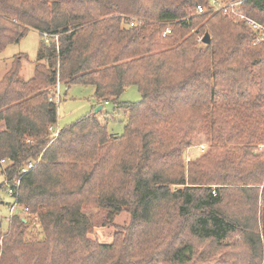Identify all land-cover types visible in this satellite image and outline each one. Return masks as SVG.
Wrapping results in <instances>:
<instances>
[{
	"label": "trees",
	"instance_id": "16d2710c",
	"mask_svg": "<svg viewBox=\"0 0 264 264\" xmlns=\"http://www.w3.org/2000/svg\"><path fill=\"white\" fill-rule=\"evenodd\" d=\"M209 4L0 0V54L31 30L41 37L33 77L21 75V54L0 80L1 187L18 200L0 234V264H190L193 239L222 247L234 236L264 263V154H256L264 145V41L223 12L199 15ZM240 11L264 25V0ZM206 36L209 45L199 41ZM58 80L94 87L102 105L118 103L130 86L142 100L119 105L128 117L122 137L92 112L52 141L58 107L49 89ZM200 135L212 140L210 152L187 172L185 152ZM90 206L110 221L131 214L123 251L88 238ZM30 217L37 237L26 234ZM154 224L177 243L136 259L131 247L146 250Z\"/></svg>",
	"mask_w": 264,
	"mask_h": 264
},
{
	"label": "rangeland",
	"instance_id": "374dc122",
	"mask_svg": "<svg viewBox=\"0 0 264 264\" xmlns=\"http://www.w3.org/2000/svg\"><path fill=\"white\" fill-rule=\"evenodd\" d=\"M133 21L137 17L131 18ZM41 41L39 32L31 30L26 37L20 42L10 45L3 53L0 54V80L6 75L12 66L15 57L25 54L28 58H23V68L21 75L25 80H29L34 75V64L38 54V48ZM200 43L202 39L199 40ZM204 46V45H203ZM59 82V81H58ZM61 83V82H60ZM58 83L55 87L49 89L50 102H53L58 107V122L57 126L62 129L69 126L90 113L96 111L100 106L97 105L95 98V88L82 85L63 86L60 85L59 95L57 94ZM60 96V98H59ZM142 96L136 86H130L122 94L118 103H110L104 105V110L99 112V119L108 126L111 135L122 137L125 133V127L128 123V117L119 107L121 104L139 103ZM97 114V113H95ZM4 128V126H3ZM52 141H53V137ZM212 140L204 135L198 136L193 145L185 152L184 163L187 168L192 163L197 162L210 152ZM264 154V145L258 147L256 154ZM190 158V159H189ZM264 161V158H263ZM5 163L0 162V234H6L10 228V212L11 208L15 207V198L7 189L2 188L4 184V176L2 175ZM171 189H176V186H171ZM213 188H216L213 186ZM18 209L15 210V213ZM91 222L92 228L88 238L102 245L119 244L123 251V244L128 239L133 231L132 217L128 211H124L117 215L113 221L108 220L107 212L99 207L90 206L83 209ZM36 217L29 218V229L26 234L32 238L39 236ZM148 233L144 242L147 244L146 250L142 247L132 246L131 249L137 254V258L144 257L148 252H162V255L169 252L171 245L177 243L176 236L172 232L167 231L166 226L156 225L148 228ZM1 240V239H0ZM2 242V241H1ZM196 248L197 257L190 264H244L251 260L254 264H264L260 259L252 256L250 249L245 246L239 237H231L222 242V247L212 245L209 242L192 240ZM3 242L0 246V260L3 254ZM167 264H172L168 262Z\"/></svg>",
	"mask_w": 264,
	"mask_h": 264
},
{
	"label": "built area",
	"instance_id": "2783aa9c",
	"mask_svg": "<svg viewBox=\"0 0 264 264\" xmlns=\"http://www.w3.org/2000/svg\"><path fill=\"white\" fill-rule=\"evenodd\" d=\"M251 0H210L209 8H206L202 5L198 6L197 11L199 15H204L206 13L212 12H223L227 16H231L236 20L245 21L258 35L260 41H264V25H261L258 22L253 21L252 19L248 18L247 16L243 15L240 11V8L247 2ZM131 26H134V23L131 24ZM171 31L168 30L167 34H170ZM47 38L48 36L45 35ZM58 38V37H57ZM59 81V80H58ZM60 81L58 82V91L57 94L59 95V89H60ZM60 98V96H59ZM108 104V103H107ZM59 128L58 126L50 128L51 135L53 137V141H55L58 138L59 135ZM190 159V158H189ZM4 164L5 161H2ZM33 165H30L28 169L32 168ZM26 170L25 173H27L29 170ZM20 183V179L17 182V186ZM10 194H13L12 187H10ZM18 200L15 197V207L11 209L10 216L12 217L15 214V208L17 207ZM0 246H2V242L0 241Z\"/></svg>",
	"mask_w": 264,
	"mask_h": 264
},
{
	"label": "water",
	"instance_id": "95a60500",
	"mask_svg": "<svg viewBox=\"0 0 264 264\" xmlns=\"http://www.w3.org/2000/svg\"><path fill=\"white\" fill-rule=\"evenodd\" d=\"M204 44H206V45H209L210 43H211V39H210V37L209 36H206L205 37V39L202 41ZM103 110V106H99L97 109H96V111H95V113H99V112H101Z\"/></svg>",
	"mask_w": 264,
	"mask_h": 264
},
{
	"label": "crops",
	"instance_id": "0c3cea01",
	"mask_svg": "<svg viewBox=\"0 0 264 264\" xmlns=\"http://www.w3.org/2000/svg\"><path fill=\"white\" fill-rule=\"evenodd\" d=\"M97 105H98V106H99V105L104 106V105H102V104L99 103V102H97ZM106 105H108V104H106ZM103 110H104V107H103ZM103 110H102V111H103ZM102 111H101V112H102Z\"/></svg>",
	"mask_w": 264,
	"mask_h": 264
}]
</instances>
